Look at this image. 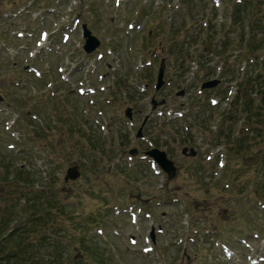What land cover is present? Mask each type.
Instances as JSON below:
<instances>
[{
	"label": "rangeland",
	"instance_id": "obj_1",
	"mask_svg": "<svg viewBox=\"0 0 264 264\" xmlns=\"http://www.w3.org/2000/svg\"><path fill=\"white\" fill-rule=\"evenodd\" d=\"M52 1L0 0V165L10 180L20 166L33 174L24 183L53 203L48 237L91 248L90 261L67 262L98 264L103 251L104 264H264V0ZM83 25L101 41L93 55ZM206 79L221 83L200 94ZM153 97L167 103L151 113ZM150 148L167 153L174 179L143 157ZM74 167L80 178L66 182Z\"/></svg>",
	"mask_w": 264,
	"mask_h": 264
},
{
	"label": "trees",
	"instance_id": "obj_2",
	"mask_svg": "<svg viewBox=\"0 0 264 264\" xmlns=\"http://www.w3.org/2000/svg\"><path fill=\"white\" fill-rule=\"evenodd\" d=\"M240 16L241 13L237 12L236 19L238 21L241 19ZM170 28L175 34L180 31L178 28L181 27L172 24ZM206 31L211 34L212 27L209 25ZM192 40L191 44L194 45L196 37ZM180 43L177 38L171 39L168 45L171 47L169 52L172 55H174L172 50L177 53L181 51ZM130 98L132 99V97ZM246 105L250 108V104L246 103ZM0 167L5 170L3 176H7L6 180H0L2 182L0 189L7 187L17 195V197L9 198L10 191L0 190V200L2 199L4 203L8 204L0 208V264H69L68 257L77 253L80 254L79 257L82 261H90L91 248L73 247L69 251L68 248L60 244L59 240L56 241L51 235L48 237V233L54 230L56 211H54L55 207L52 202L48 203L47 200L41 202L43 199L41 191H30L29 183H24L23 178H30L34 175L20 166L12 172L14 179L10 180L9 168L1 165ZM39 205L42 206L40 211L38 210ZM28 207L30 209L26 210L25 208ZM62 232L65 235L66 231ZM80 242L84 245V242ZM94 256L99 258L95 261L98 264H104V261L109 262L103 251Z\"/></svg>",
	"mask_w": 264,
	"mask_h": 264
},
{
	"label": "water",
	"instance_id": "obj_3",
	"mask_svg": "<svg viewBox=\"0 0 264 264\" xmlns=\"http://www.w3.org/2000/svg\"><path fill=\"white\" fill-rule=\"evenodd\" d=\"M84 37L87 39L86 40V45L84 47L85 51L87 53H92L96 48L99 47L100 42L92 36L91 32L88 31L86 28L84 30ZM164 69H165V60L162 61L159 74H158V80H157V85H156V90H160L161 87L164 84L163 77H164ZM217 81H212L209 83H206L203 85V89L205 88H213L217 85ZM179 95H184V92H181ZM164 101L162 102H156L155 100L152 101L153 108L155 109L157 106L164 105ZM131 110H127V116L131 118L130 114ZM138 137H142V128L138 132ZM188 149L183 150V154H187ZM136 153V151H132L131 154ZM149 157H151L160 167L161 169L167 174L168 179L172 180L176 176L177 170L174 165V163L168 159L167 155L165 152L160 151L158 149H153L147 153ZM196 155L195 151L193 149L190 150V156L194 157ZM80 177V173L78 171L77 167L70 168L67 171L65 181H76Z\"/></svg>",
	"mask_w": 264,
	"mask_h": 264
}]
</instances>
